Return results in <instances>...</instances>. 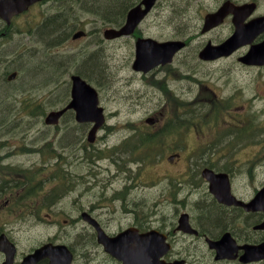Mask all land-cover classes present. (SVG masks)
<instances>
[{
    "label": "flooded vegetation",
    "instance_id": "flooded-vegetation-1",
    "mask_svg": "<svg viewBox=\"0 0 264 264\" xmlns=\"http://www.w3.org/2000/svg\"><path fill=\"white\" fill-rule=\"evenodd\" d=\"M130 1L133 8L143 0ZM162 1L143 19L138 31L129 37L118 38L134 41L135 60L138 40L152 38L144 37L141 28L149 25L154 13L166 4L162 3L159 7ZM217 1L222 5L215 12L226 2L233 4V10L229 11L217 27L227 35L225 40L236 32L234 21L247 25L253 20L264 18V13L261 12L264 0H207L206 4L187 0L186 3L203 13ZM250 6H254L253 10ZM129 10L128 7L117 29L126 23ZM210 14L212 13L203 14V23ZM20 18L21 16L14 18L15 22L13 20L11 25L0 18V41L8 40L14 34L11 31ZM217 28L204 31L202 24L199 34L208 36L216 33ZM262 30L258 31L250 45L230 57L212 62L220 63L224 59L227 62L240 52L242 54L238 58L245 55L251 46L264 42ZM184 42L186 45L190 43L189 39ZM209 42L211 41L207 43ZM181 53L174 57V62L176 59L182 60ZM160 56L162 52H154V57ZM226 64L232 67L229 63ZM165 68L160 64L149 72L132 70L147 77L154 76L158 69ZM169 76L173 81L186 79L183 75L181 78L180 73H170ZM66 118L75 120L76 115L73 111H67L63 120ZM170 120L174 121V110ZM74 141L76 142V134ZM110 149L0 148V237L7 250H0V264H264V258L256 261H249L248 256L245 258L246 248L264 244V207L256 210L250 208L254 198L264 188V183L254 187L253 167L244 173L240 169L247 162H230L231 165L223 163L219 167V163L223 161L202 159L206 155H201L200 162L193 161L194 167L188 158L182 162L183 155L179 148L173 149L168 162L171 165L182 162L184 166L175 173L166 170L167 188L162 187L158 196L157 186L161 182L156 180L161 179L157 174L152 177L154 168L151 164L156 165L160 160L150 153V162H126L124 155L126 150L152 148H118L119 161L110 157ZM30 157L33 159V166L38 167L39 171L32 176L28 171ZM20 158L25 161H19ZM79 159L86 169V174L81 176H78L76 167ZM15 165L21 167V175L8 176L9 168ZM146 167L148 170L142 174ZM62 168L69 175L64 193L61 191ZM206 171L215 176L227 175L226 181L230 184V192L236 199V204L228 205L220 201L217 196L220 187L207 179ZM143 180H147L144 184L148 185H142ZM80 185L85 186L83 192L79 191ZM226 186L222 189L225 190ZM93 194L98 198L97 202L92 200ZM86 196L88 199H84ZM161 196L172 197V211L169 215L158 217V212L167 211L153 208ZM185 215L188 218L185 225H182L181 218ZM142 235H150L153 240L145 242ZM224 237L226 238L220 245L227 246L229 256L217 259V251L211 248V243L219 242ZM118 238L123 239L121 244L117 243ZM44 246L50 247L49 256L31 257ZM124 246L130 249L123 251L121 248ZM142 246H160L166 251L159 258L131 255ZM62 247L66 248L60 250ZM109 247L120 249L111 251L107 249ZM10 249L14 250L13 255ZM57 253L60 255H55Z\"/></svg>",
    "mask_w": 264,
    "mask_h": 264
},
{
    "label": "rangeland",
    "instance_id": "rangeland-1",
    "mask_svg": "<svg viewBox=\"0 0 264 264\" xmlns=\"http://www.w3.org/2000/svg\"><path fill=\"white\" fill-rule=\"evenodd\" d=\"M186 1L163 0L162 3L166 4L154 13L149 25L141 28L145 34L144 37L150 36L158 41L189 39L190 47L181 55L183 69H158L156 75L147 77L136 74L132 70L135 60L134 41L117 39L112 42L109 41L111 39L107 40L105 37V31L120 25L119 20L117 22L112 20L109 24L104 16L99 18L98 14L93 15L91 11L84 12L76 7L77 17L66 20L68 28L66 27L65 34L61 36L68 39L62 41L64 43L59 47H48L49 54L46 55L47 58L56 60L57 58L70 60L71 68L66 70L70 71L62 73L59 79L62 80V87L59 85L55 87V84L51 83L46 89L30 91L27 96H32L34 101L47 103V111H52L63 104L64 100H68L70 90L66 82L72 74H81L95 83L107 112V123L98 133L95 148H118L134 132V129L142 131L141 128L148 125L146 123L148 118L156 120L154 127L150 128L152 132L165 127L169 128L171 123H175L174 131L164 137L159 145L148 150L140 149V151L147 150L154 158L160 160L156 165L151 164L154 168L152 177L157 174L161 179L156 180L161 182L157 186L158 196L162 187L167 188V169L171 173L182 169L184 166L182 162L186 161V158L191 160L194 166L193 161L200 162L201 155H206L202 159L223 161L219 163V167L223 166V163L247 162L240 169L244 173L245 170H252L253 167L254 187H258L260 183H264V68L239 66L237 58L242 54L241 52L227 62L200 61L198 50L203 49L204 44L209 40L216 42L214 44H219L227 37L219 28L215 30L216 33L208 36L199 34L200 27L204 24L203 14L214 13L221 3L217 1L201 13L197 8L187 6ZM194 1L206 4L207 0ZM51 4L28 12L19 20L20 22L17 21L13 36L8 40L0 41V80H2L3 71L8 66H12L11 72L18 71L19 68L24 70L23 75L26 77L27 72L28 78L29 75L31 77L29 72L31 67L32 74L37 75L38 69L41 70L43 67L47 69L45 64H40L45 60L37 59L38 57L31 58L34 53L42 55V50H44L42 44L38 49L34 42L35 37L28 38L24 34L31 30L39 20L38 12L43 13L45 19L56 12L63 13V0L56 5ZM261 12L264 13V5L261 7ZM166 25H168L167 28ZM58 31L64 32L65 30L61 28ZM77 31H85L90 36L88 34L85 40L74 42L72 37ZM30 35L32 34L28 36ZM99 45L103 47L104 53L102 54L105 64L102 75L93 76L84 70V59L91 56L93 52L101 50ZM54 52L60 54L56 57ZM64 54L71 55L73 59ZM226 63L232 67L230 68ZM170 73H180V77L182 78L183 75L186 79L173 81L169 76ZM37 75L32 78L34 79ZM40 77L38 76L35 78L36 81L31 82L36 85L39 79H42ZM47 79V77L43 78V80ZM44 92L45 97H43ZM8 105L7 98H0V109H4L0 113V148H12L9 147L12 146L9 140L20 143L21 146L25 145L28 143V137L31 143L24 148H43L44 146L53 148L57 146L56 142H58L57 148H84L89 131L87 127L72 130L66 127L65 131L60 130L63 126L52 127L49 132H46L43 131V121H31L29 117H22L21 112H16ZM173 110L174 121L172 122L170 117ZM10 111L12 112L7 115L6 128L3 122ZM19 119L21 121L17 124L16 121ZM131 125L132 127H129ZM75 134L77 143L74 141ZM13 146L14 148L19 147L18 144ZM176 148L182 152V162L178 165H171L168 158ZM18 160L25 161L21 158ZM76 164L78 176L86 174L83 161L79 159ZM28 165L31 169L32 157ZM147 170L148 167L142 171V174ZM144 182L148 181L143 180L141 184L148 185ZM84 187L80 185L79 191ZM171 198V196H161L153 206L158 210H167L158 212V217L171 213ZM97 199L93 194L92 200L97 202Z\"/></svg>",
    "mask_w": 264,
    "mask_h": 264
},
{
    "label": "water",
    "instance_id": "water-1",
    "mask_svg": "<svg viewBox=\"0 0 264 264\" xmlns=\"http://www.w3.org/2000/svg\"><path fill=\"white\" fill-rule=\"evenodd\" d=\"M35 0H0V14L9 19L10 17L23 12L27 6L34 3ZM157 0H143L142 3L133 8L127 17V22L121 30H110L106 32V37L109 39H115L120 36H128L135 33L141 21L148 15V13L155 6ZM233 8L231 2H226L217 12L208 15L205 21L204 30H210L220 25L224 18L228 15L229 11ZM253 10L254 6L249 7ZM236 32L223 44L214 46L209 44L203 51L200 52L199 57L204 61H211L214 59L228 57L233 54L239 48L251 44L258 31L264 29V18L253 20L250 24L244 25L242 23H236ZM264 31V30H262ZM82 36L80 34L77 37ZM186 44L184 42H165L160 43L153 39L140 38L137 42V56L133 64L135 71L149 72L151 69L159 66L160 64L166 65L170 63L174 55L180 51ZM154 52L159 54L162 52V56L154 57ZM245 65L249 66H263L264 65V42L253 46L249 52L239 59ZM73 78V101L68 106V109H75L77 112V121L79 123H93L94 126L88 134V141L93 143L96 139L98 130L105 124L106 118L104 115V109L99 107V97L97 91L83 81L80 77ZM65 111L58 113H52L46 123L56 125L59 123V119ZM207 179L215 186L220 187L217 192L222 203L228 205L236 204V199L230 192V184L226 181L227 175L215 176L210 171L205 172ZM222 178V179H221ZM225 179V180H224ZM225 190L222 188L225 186ZM216 196V197H217ZM264 207V188L259 191L253 202L250 204L251 209H262ZM187 215L181 218V224L185 225ZM224 237L221 241L211 243V248L217 251V259L228 257L227 246L220 245L225 240ZM142 239L145 242H151L153 239L150 235H142ZM121 240H123L121 238ZM121 240L118 238L117 243L121 244ZM134 240V239H133ZM66 247H62L60 250H64ZM108 250L120 249V247H109ZM123 251H127L130 248L124 246L121 248ZM134 251V248H132ZM50 247L45 246L38 249L31 257H47L50 253ZM166 249L160 246H142L137 249L136 253L131 255H141L145 258H159L165 253ZM7 252V250H6ZM55 255H60L57 253ZM120 255V254H119ZM246 256L249 257V261H256L264 258V244L258 247L246 248ZM247 259V258H246Z\"/></svg>",
    "mask_w": 264,
    "mask_h": 264
},
{
    "label": "trees",
    "instance_id": "trees-1",
    "mask_svg": "<svg viewBox=\"0 0 264 264\" xmlns=\"http://www.w3.org/2000/svg\"><path fill=\"white\" fill-rule=\"evenodd\" d=\"M90 1V5L88 7V11L92 13L98 14L100 16H104L106 20L112 21L115 20L118 23H122L120 19H122L125 15V11L127 8L131 7V1L128 0H88ZM70 11V9L68 10ZM72 12V11H71ZM68 15V14H67ZM66 16H57L55 18H50L47 20L43 25L41 32L38 35L39 41H41L45 47H51L60 41L61 36H63L67 30V18ZM64 20V21H63ZM64 23V24H63ZM52 25V26H51ZM65 28L64 32L58 31L59 29ZM59 32V33H58ZM58 33V34H57ZM61 34V35H60ZM57 35V36H56ZM63 39V38H62ZM49 40V41H48ZM38 57V58H37ZM31 58L43 59L44 62H40V64L44 63L47 69H38V75L33 73L32 74V67L29 69L31 73V77L26 72V77H23L21 83L26 84L27 82L32 83V80H37L38 76H41L39 79L43 82V78H48L47 80H55V78L61 73L65 72L67 69L71 68L69 64L70 60H56L55 58H47L45 53L39 55L34 53L31 55ZM86 63V64H85ZM105 64V59L101 52H94L91 56L84 59V70L90 73L93 76H100L103 73V66ZM51 65V66H50ZM102 66V67H101ZM38 68V67H37ZM105 68V67H104ZM24 71V70H23ZM34 71V70H33ZM46 71V72H45ZM82 73V72H81ZM37 75L34 79L32 76ZM30 80V81H29ZM0 98L6 99L9 97L10 92L17 89L14 85L10 86L6 84L4 81L0 80ZM5 108V107H4ZM4 109H0V113H2ZM6 112V109H5ZM5 120V118H4ZM3 121V120H2ZM129 127H132L129 126ZM80 129V128H78ZM142 131H137L134 129L133 134L126 138V140L118 147V148H153L156 145H159V142L162 141L164 137H166L171 131L165 127L157 132H152L148 125H145V128H141ZM72 136V135H71ZM138 150L132 151L137 152Z\"/></svg>",
    "mask_w": 264,
    "mask_h": 264
},
{
    "label": "bare ground",
    "instance_id": "bare-ground-1",
    "mask_svg": "<svg viewBox=\"0 0 264 264\" xmlns=\"http://www.w3.org/2000/svg\"><path fill=\"white\" fill-rule=\"evenodd\" d=\"M137 2V1H136ZM63 10V9H62ZM233 10V9H232ZM239 10V9H238ZM54 18V17H53ZM53 18H52V20H53ZM67 18V17H66ZM65 18V19H66ZM64 21V20H63ZM64 24V23H63ZM34 26V25H33ZM52 26V25H51ZM67 28H68V26H67ZM141 28V27H140ZM65 30V29H64ZM137 31H138V29H137ZM12 32V31H11ZM62 32V31H61ZM60 32V33H61ZM106 32V31H105ZM89 34V33H88ZM104 34V33H103ZM12 35V34H11ZM61 35V34H60ZM57 36V35H56ZM104 36V35H103ZM11 38V37H10ZM49 41V40H48ZM113 42V41H112ZM2 48V47H1ZM2 50V49H1ZM219 59V58H218ZM214 60H216V59H214ZM214 60H211V61H214ZM43 61V60H42ZM44 64V63H43ZM86 64V63H85ZM51 66V65H50ZM9 67V66H8ZM43 69H44V67H43ZM12 71V70H11ZM46 72V71H45ZM125 76V75H124ZM123 78V77H122ZM124 79V78H123ZM122 84H124V82L122 83ZM27 144V143H26ZM101 177V176H100ZM96 189V188H95ZM87 190H88V187H87ZM77 192H79V191H77ZM81 192H83L82 190H81ZM88 194V193H87Z\"/></svg>",
    "mask_w": 264,
    "mask_h": 264
}]
</instances>
